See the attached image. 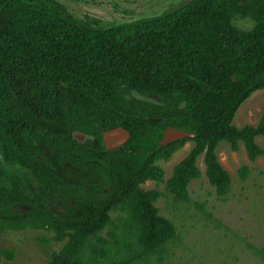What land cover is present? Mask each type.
Listing matches in <instances>:
<instances>
[{
    "label": "trees",
    "instance_id": "16d2710c",
    "mask_svg": "<svg viewBox=\"0 0 264 264\" xmlns=\"http://www.w3.org/2000/svg\"><path fill=\"white\" fill-rule=\"evenodd\" d=\"M236 16L252 26L238 28ZM260 89L264 0H189L108 28L56 0H0V234L52 231L62 245L48 264H157L176 228L154 202H189L197 158L224 199L231 176L219 143H242L250 161L264 156V112L256 124H233ZM116 126L130 137L107 150L102 131ZM167 126L194 137L160 145ZM186 141L193 146L165 179L157 161ZM239 172L244 179L249 168ZM147 180L164 191L144 189ZM35 186L59 195L62 210L39 203ZM249 248L263 256L264 247ZM1 257L14 250L0 246Z\"/></svg>",
    "mask_w": 264,
    "mask_h": 264
},
{
    "label": "rangeland",
    "instance_id": "374dc122",
    "mask_svg": "<svg viewBox=\"0 0 264 264\" xmlns=\"http://www.w3.org/2000/svg\"><path fill=\"white\" fill-rule=\"evenodd\" d=\"M76 18H86L92 25L108 28L139 18L162 15L174 11L189 0H56ZM233 23L248 29L252 21L236 16ZM264 112V89L253 92L237 109L233 124L241 127L256 124ZM257 141L261 144L262 139ZM193 146L187 141L168 160H158L164 178L173 166ZM217 155L231 176V187L224 199L219 198L205 175L203 155L196 165L201 174L188 184L189 202L175 201L170 196L159 197L154 205L160 215L173 222L176 236L166 245V252L157 264H264V252L256 254L249 245L264 247V156L250 161L242 143L234 151L221 141ZM249 168L242 179L239 169ZM144 189L158 188L152 180L142 184ZM52 208L60 211L63 204L52 198ZM105 232V231H104ZM53 232L44 229L7 230L0 234V246L14 250L11 260L0 258V264H48L49 255L62 243L50 238ZM48 239L42 242L41 238ZM156 264V262L154 263Z\"/></svg>",
    "mask_w": 264,
    "mask_h": 264
},
{
    "label": "water",
    "instance_id": "95a60500",
    "mask_svg": "<svg viewBox=\"0 0 264 264\" xmlns=\"http://www.w3.org/2000/svg\"><path fill=\"white\" fill-rule=\"evenodd\" d=\"M234 79L235 78L233 77V80ZM134 95L139 97L137 93H134ZM74 136L77 137V139H85L88 137L86 134L80 132H75ZM129 137V131L121 126H116L110 128L109 130L102 131V141L105 149L107 150H115L116 148L123 145L129 139ZM191 137H194V133L177 129L172 126H167L163 131L162 138L158 140V143L160 145H167L174 141Z\"/></svg>",
    "mask_w": 264,
    "mask_h": 264
},
{
    "label": "flooded vegetation",
    "instance_id": "af4514ba",
    "mask_svg": "<svg viewBox=\"0 0 264 264\" xmlns=\"http://www.w3.org/2000/svg\"><path fill=\"white\" fill-rule=\"evenodd\" d=\"M88 137L87 138H85V139H77V137H75L74 136V134H73V137H74V139H76L78 142H80V143H85L87 140H88V138H89V135H87ZM187 142V141H186ZM81 172V170H79V173ZM36 187V186H35ZM37 188V197L39 198V203H45L46 204V206L49 208V209H51V211L52 212H54V213H59L61 210H62V208H63V206H62V208L60 209V211H56V210H54L53 208H52V206L51 205H53L52 203H51V200H52V198L53 199H55L57 202H59L60 204H64V201L61 199V197L59 196V195H57V194H55V193H53V192H51V191H49V190H47V189H44L43 187H36ZM24 208V206H20L19 205V209H23Z\"/></svg>",
    "mask_w": 264,
    "mask_h": 264
}]
</instances>
